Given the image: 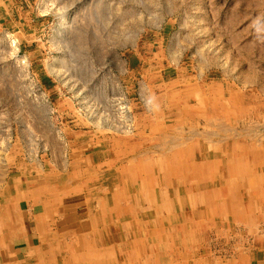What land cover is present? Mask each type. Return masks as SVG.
Returning a JSON list of instances; mask_svg holds the SVG:
<instances>
[{"label":"rangeland","instance_id":"374dc122","mask_svg":"<svg viewBox=\"0 0 264 264\" xmlns=\"http://www.w3.org/2000/svg\"><path fill=\"white\" fill-rule=\"evenodd\" d=\"M241 1L0 0L1 175L35 169L66 182L78 157L89 156V168L95 166L104 135L111 149L126 151L144 169L152 161L159 183L155 128L180 141L212 127L192 115L178 130L171 82L223 80L242 93L245 107L257 103L254 91L264 94V0L248 10ZM205 106L211 114L221 111L212 98ZM242 119L238 131L249 129ZM256 123L264 138V122ZM111 126L131 133L116 134ZM119 168L108 171L107 181L120 177ZM259 211L264 223V208ZM245 229L241 222L212 221L197 239L196 257L244 264L245 255L264 264V235L249 237Z\"/></svg>","mask_w":264,"mask_h":264},{"label":"bare ground","instance_id":"6f19581e","mask_svg":"<svg viewBox=\"0 0 264 264\" xmlns=\"http://www.w3.org/2000/svg\"><path fill=\"white\" fill-rule=\"evenodd\" d=\"M245 1L248 3H243L246 10L260 4V1ZM254 3L257 4L254 5ZM197 77V80L189 79L183 83L178 80V84L175 81L171 82L174 96L170 98L173 99L172 102H175V104L171 102V110L179 115L178 130H182L186 120L195 115L203 118L208 127L212 126L209 127L210 130L215 129L218 132L211 134L209 130L198 134L193 133L191 138H182L178 141L175 138L168 140L169 133L165 131V128H155L161 139L160 158L157 161L159 168L155 174L160 175L161 183L167 188L160 182L157 183L154 175L148 179L144 172L146 169L139 166L136 158L126 155V151L111 149V144L106 142L104 135H101L104 143L98 141L102 144V157L95 166L89 168L84 160L77 159L69 165V178L66 182L60 179L58 176L60 174L56 177L54 175L52 179L45 173L41 174L40 170L33 169L25 175L20 173L18 176L0 173V184L5 181L10 187L17 189L19 187L20 191L27 196L32 194L33 188H47L49 193L46 197L45 209L48 217L54 215L61 203L71 197L77 204L81 202L89 206L94 205L98 213L97 211H95L96 214L92 213V221L96 224L94 234L91 236L92 241L89 245L86 243V246L85 242H82L76 251L78 254H84L83 264H208L207 260H198L196 257L197 239L202 236V230H206L213 220L223 218H227L228 222L243 223L249 237L261 238L264 230L261 229L260 224L264 227V223L262 215L258 214L254 210L256 207L253 206V203L259 204L258 196L256 197L250 191L254 198H251L249 206L241 204L231 179L224 176L223 168L218 167L217 164H211L213 158L219 159L224 156L222 142L233 137L236 133L235 125L247 115L251 106L248 108L243 106L242 102L245 98L242 93H236L233 87L231 89L224 87L223 80L206 81L200 76ZM250 84L249 81H244V85ZM206 85L211 86L206 89ZM258 93L260 92L254 91L252 98L260 97ZM165 98L168 99L167 95ZM210 98L213 99L215 107L221 110L220 112L211 114L206 110V101ZM262 103L264 106V102ZM98 128L103 133L106 131L103 126ZM108 129L116 134L131 133V130L124 132V129L115 126ZM192 129L195 131V126ZM178 130L176 128L173 132ZM169 142L173 144L169 145ZM198 152L203 157L206 156V165L186 167L184 161L193 159ZM152 157L150 156V159ZM148 162L149 169L152 167V161ZM115 164L120 167L121 177L107 181L103 178L105 171ZM240 169L242 167H239L237 172H240ZM243 169L250 174L245 168ZM148 172L150 173L151 170ZM177 186L189 188L190 195L186 201L176 196L166 195V190L176 189ZM222 186L226 187L228 195L225 196L221 192L219 188ZM212 192L219 195V205L212 203ZM156 203H161L158 208ZM183 206L190 207L191 215L180 214ZM219 209L221 213L214 215L216 214L214 211ZM185 223H187L186 230ZM112 224L116 227L113 228ZM101 227L103 229H100ZM240 227L237 225L241 231ZM80 247L85 248L82 250ZM242 250L239 249L241 252ZM186 251L190 253L186 254ZM244 256L241 257V260L244 259V264H251L250 261L246 262L247 257ZM236 262H238L236 259H232L227 264H237Z\"/></svg>","mask_w":264,"mask_h":264},{"label":"crops","instance_id":"0c3cea01","mask_svg":"<svg viewBox=\"0 0 264 264\" xmlns=\"http://www.w3.org/2000/svg\"><path fill=\"white\" fill-rule=\"evenodd\" d=\"M254 1L261 2V0ZM243 3L248 4L245 0H242L240 5L245 6ZM256 4L254 3V5ZM259 5L256 6L261 7V4ZM259 47L257 45V48ZM259 52L260 50L257 49V53ZM256 91L259 92V90ZM258 94H260V97L258 96L253 100L255 103H261V105H252L250 110L247 111V115L242 119V121L249 122L251 125L248 124L249 129L238 131L235 127L236 133L233 137L222 142L224 156L219 159L213 158L211 164H217L218 167L223 168L222 172L226 178L231 179L236 196L242 202L241 204L246 207L249 206L251 198H254L251 196V192L256 197L258 196L259 204L255 205L253 203V206L256 207L254 210L259 214L260 207L264 208V138L258 135L261 130L257 129L256 121H259L260 118L264 122V113L259 110V108H264L262 104L264 94L262 92ZM249 111L256 113H250ZM253 118L257 120L254 121ZM200 132L202 131L199 130L198 133ZM216 132L218 131L215 129L210 130L211 134ZM219 140L224 141V139ZM253 149H255V152H253ZM197 155L200 157H197ZM77 159L84 160L86 165L90 163L89 156H80ZM206 162V156L203 157L198 152L193 159H186L184 165H201L204 167ZM239 167H242V169L237 172ZM243 168L250 174H247ZM110 169H106L103 178L106 179V174L111 172ZM145 169L147 171L144 170V172L149 179L153 175L152 167L149 169L146 167ZM149 170H151L150 173ZM118 178L116 176V179ZM161 185L167 188L166 185L162 183ZM0 186V264H83L84 254H78L76 251L78 245L82 242H85L86 246V243L89 245L92 241L91 236L94 234V229H96V224L92 221V213L96 214L95 211H97L94 205L89 206L81 202L77 204L72 201L71 197L61 203L54 215L48 217L49 215L46 214L45 209L46 197L49 193L47 188L46 190H43V187L33 188L32 194L27 196L23 191H20L19 187L18 189L10 187L5 181L1 182ZM178 186L176 189H169L170 192H167L166 195L168 197L176 196L186 201L188 195H190L189 188ZM219 189L225 196L228 195L225 186ZM211 196L212 203L219 205V195L212 192ZM126 203L129 204V202ZM186 209H189V212L192 213L189 206H183L180 214H186ZM214 213H216L214 215H218L221 211L220 209L215 210ZM223 220L228 219L223 218ZM112 226L113 228L116 227L113 224ZM200 245L201 243L197 242L195 248ZM80 248L84 250L85 247ZM198 260H201V257ZM211 261V258L208 259V262Z\"/></svg>","mask_w":264,"mask_h":264}]
</instances>
